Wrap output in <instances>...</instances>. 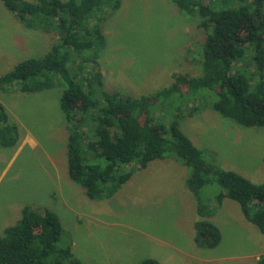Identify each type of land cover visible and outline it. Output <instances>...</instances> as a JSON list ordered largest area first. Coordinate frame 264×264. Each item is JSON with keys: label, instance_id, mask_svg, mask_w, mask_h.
I'll use <instances>...</instances> for the list:
<instances>
[{"label": "rangeland", "instance_id": "1", "mask_svg": "<svg viewBox=\"0 0 264 264\" xmlns=\"http://www.w3.org/2000/svg\"><path fill=\"white\" fill-rule=\"evenodd\" d=\"M193 1L208 5L214 0ZM100 12L105 45L98 61L108 90L149 94L169 86L174 73H202L205 32L199 18L178 9L173 0H121L119 9ZM59 39L56 32L25 27L0 0V74L44 56ZM62 90L59 85L35 93L14 86L0 90L21 137L14 147L0 146V234L30 205L59 215L64 244L70 242L85 264H139L146 258L163 264H257L243 255L262 250L264 235L244 218L240 205L224 198L213 206L220 190L216 184L196 196L187 184L190 168L173 159H156L136 170L110 198H88L68 174ZM201 98L192 103L199 108L181 118V130L210 163L263 184L264 127H245L210 108L212 96ZM199 202L214 214L221 232L215 248L194 240Z\"/></svg>", "mask_w": 264, "mask_h": 264}, {"label": "trees", "instance_id": "2", "mask_svg": "<svg viewBox=\"0 0 264 264\" xmlns=\"http://www.w3.org/2000/svg\"><path fill=\"white\" fill-rule=\"evenodd\" d=\"M1 1L25 27L59 35L44 56L20 61L0 74V90L63 88L59 109L68 129V174L88 198H110L136 170L169 158L190 168L187 184L196 196L204 187L218 185L214 201H236L264 235V183L210 163L180 127L181 118L199 108L192 103L208 95L215 100L206 103L224 117L245 127H264V0H214L208 5L173 0L178 9L199 18L205 32L202 73H174L169 86L138 96L105 88L98 61L105 45L100 10L113 12L121 0ZM20 138L18 124L0 101V146L14 147ZM198 204L195 242L215 248L221 232L209 220L211 210ZM66 237L55 211L26 205L21 218L0 234V264H85L70 242L64 244ZM139 264L163 263L146 258Z\"/></svg>", "mask_w": 264, "mask_h": 264}, {"label": "crops", "instance_id": "3", "mask_svg": "<svg viewBox=\"0 0 264 264\" xmlns=\"http://www.w3.org/2000/svg\"><path fill=\"white\" fill-rule=\"evenodd\" d=\"M175 163V162H174ZM237 172V171H236ZM241 174V173H240ZM243 175V174H242ZM222 203V202H221ZM221 203L220 204H217L215 201H213L212 202V204H213V206H215V207H218V206H220L221 205ZM241 209V208H240ZM213 210H214V208H213ZM241 213H242V211H241ZM239 214V213H238ZM242 215H243V213H242ZM244 216V215H243ZM209 218H211V220L213 221V220H215L214 218H215V216H214V214H211V216L209 217ZM245 218V217H244ZM246 219V218H245ZM247 220V219H246ZM248 221V220H247ZM196 222V221H195ZM194 227H195V223H194V225H193ZM193 232H194V228H193ZM194 236V235H193ZM195 240V239H194ZM197 244V243H196ZM198 245V244H197ZM244 257H246L247 259H254V261L255 262H257V264H260V261L262 260L263 261V264H264V248L262 249V250H260L259 252H257V253H247V254H245V255H243Z\"/></svg>", "mask_w": 264, "mask_h": 264}]
</instances>
